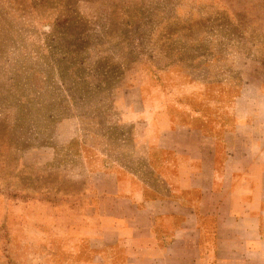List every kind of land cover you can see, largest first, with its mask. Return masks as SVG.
<instances>
[{
	"label": "rangeland",
	"instance_id": "1",
	"mask_svg": "<svg viewBox=\"0 0 264 264\" xmlns=\"http://www.w3.org/2000/svg\"><path fill=\"white\" fill-rule=\"evenodd\" d=\"M123 98L166 102L177 125L201 113L193 125L220 140L250 98L264 128V0H0V264L86 255L69 239L99 169L166 195Z\"/></svg>",
	"mask_w": 264,
	"mask_h": 264
},
{
	"label": "crops",
	"instance_id": "2",
	"mask_svg": "<svg viewBox=\"0 0 264 264\" xmlns=\"http://www.w3.org/2000/svg\"><path fill=\"white\" fill-rule=\"evenodd\" d=\"M128 99L125 117L147 121L142 135L162 155L154 166L166 195L130 170L92 172L69 239L88 253L69 264H264V128L250 98H238L236 133L224 140L193 125L201 113L177 125L166 102L138 111Z\"/></svg>",
	"mask_w": 264,
	"mask_h": 264
}]
</instances>
